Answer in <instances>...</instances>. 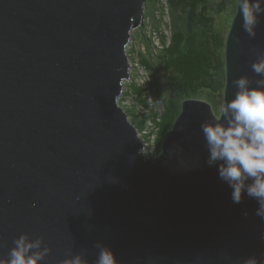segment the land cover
<instances>
[{
    "label": "water",
    "instance_id": "obj_1",
    "mask_svg": "<svg viewBox=\"0 0 264 264\" xmlns=\"http://www.w3.org/2000/svg\"><path fill=\"white\" fill-rule=\"evenodd\" d=\"M146 4L0 0V258L27 233L51 248L41 264L80 253L95 264L97 243L119 264H264L257 201L233 203L207 164L200 125L218 115L212 105L184 101L160 154L148 156L120 103ZM258 20L251 37L236 10L223 103L234 79H264L251 67L264 58Z\"/></svg>",
    "mask_w": 264,
    "mask_h": 264
},
{
    "label": "trees",
    "instance_id": "obj_2",
    "mask_svg": "<svg viewBox=\"0 0 264 264\" xmlns=\"http://www.w3.org/2000/svg\"><path fill=\"white\" fill-rule=\"evenodd\" d=\"M146 6L148 24L144 22L140 28L144 51L131 47L130 56L133 68L138 61L155 81L144 83V75L133 71L125 95L134 104L123 100L121 105L142 138L160 153L165 134L173 127L185 99L204 93L216 111L221 104L226 37L216 28L215 17L225 12L235 15L237 0H147ZM193 23L196 31L191 33ZM195 37L200 42L198 49L192 47Z\"/></svg>",
    "mask_w": 264,
    "mask_h": 264
},
{
    "label": "clouds",
    "instance_id": "obj_3",
    "mask_svg": "<svg viewBox=\"0 0 264 264\" xmlns=\"http://www.w3.org/2000/svg\"><path fill=\"white\" fill-rule=\"evenodd\" d=\"M237 13L242 17L244 31L255 37L258 18L264 15V0H238ZM251 67L256 74L264 75V58ZM256 84L257 87H250L245 76L234 79L232 85L237 89L234 98L223 103L220 113L202 122L200 128L208 152L207 164L217 168L218 178L232 190L233 203H241L247 195L257 201L256 216L264 219V79ZM95 247L99 249L95 264H119L109 247L101 243ZM50 252L43 237L32 239L25 233L13 240L0 264H41ZM59 264L89 262L80 253ZM243 264L261 262L251 256Z\"/></svg>",
    "mask_w": 264,
    "mask_h": 264
},
{
    "label": "rangeland",
    "instance_id": "obj_4",
    "mask_svg": "<svg viewBox=\"0 0 264 264\" xmlns=\"http://www.w3.org/2000/svg\"><path fill=\"white\" fill-rule=\"evenodd\" d=\"M146 10H147V6H146V9H145V13H146ZM234 17H235V15L231 14V12L230 13L225 12V13L219 14V15H217L215 17V20H216L215 21V26H216V28L218 29L219 32L223 33V35L226 37V39H227V35L229 33V30L231 28V25L233 23ZM145 19H144V22L148 24V21L145 20ZM190 30H191V33H192V31H196L195 30V23L191 24ZM153 42H154V45L156 47L159 46V44L156 42V40L155 41L153 40ZM199 45H200L199 39L195 37L194 38V45L192 44L193 49H198ZM134 46H135L137 52L142 53L144 51L145 45H144V41H143V37H142L140 29H134V31H133V36H132V38H131V40H130V42L128 44V53L129 54H130L131 47L134 48ZM159 47H161V46H159ZM131 63H132V66H133V63H134L133 60L131 61ZM132 69L133 70L131 71V78L128 80V82L126 83V85L124 87V93H123L122 97L120 98V103H121V101L126 100L130 104H132V105L134 104L133 99L130 96L125 95V91L127 89V85H129L131 80H132L133 71H138L140 75H144L143 76L144 83L150 82L151 80L155 81V79L152 76L150 77L146 73V70L144 69V67L138 61L136 62V65ZM205 95L203 93V94L198 95V98H187L184 101H186L188 99H198V100L209 102V101L206 100ZM223 100H224V93H223V98H222L221 104H219L218 107H217V111H216V109H214L217 114L220 113V107L223 104ZM181 107H182V105H181ZM212 107H213V105H212ZM141 137H142V135H141ZM144 141H145V144L147 145V150L150 149V148L154 149L153 148L154 144L148 143V142H146V140H144ZM145 154H146V152H145Z\"/></svg>",
    "mask_w": 264,
    "mask_h": 264
},
{
    "label": "bare ground",
    "instance_id": "obj_5",
    "mask_svg": "<svg viewBox=\"0 0 264 264\" xmlns=\"http://www.w3.org/2000/svg\"><path fill=\"white\" fill-rule=\"evenodd\" d=\"M130 60H131V58H130ZM132 61V60H131ZM133 70V69H132ZM214 108V107H213ZM150 151L148 152L149 154H148V156H157V155H159L160 153H157V152H155L154 151V149H152V148H150L149 149Z\"/></svg>",
    "mask_w": 264,
    "mask_h": 264
}]
</instances>
